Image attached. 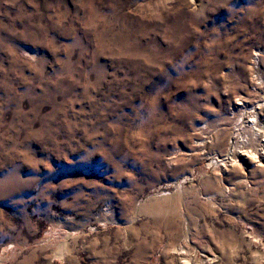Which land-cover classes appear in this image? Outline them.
<instances>
[{"label":"rangeland","instance_id":"rangeland-1","mask_svg":"<svg viewBox=\"0 0 264 264\" xmlns=\"http://www.w3.org/2000/svg\"><path fill=\"white\" fill-rule=\"evenodd\" d=\"M0 264H264V0H0Z\"/></svg>","mask_w":264,"mask_h":264},{"label":"bare ground","instance_id":"bare-ground-1","mask_svg":"<svg viewBox=\"0 0 264 264\" xmlns=\"http://www.w3.org/2000/svg\"><path fill=\"white\" fill-rule=\"evenodd\" d=\"M247 119H249L248 121H246V123H249L250 124V126H253V123H254V121L253 120H251V118H248L247 117ZM257 132V131H256ZM258 134H259V132H257ZM263 145L261 144V147H262ZM245 156V154L243 153V152H240V151H237V152H235V154H234V158H242V157H244ZM222 161V160H221ZM220 162V161H219ZM233 164L236 162H234V161H231Z\"/></svg>","mask_w":264,"mask_h":264}]
</instances>
